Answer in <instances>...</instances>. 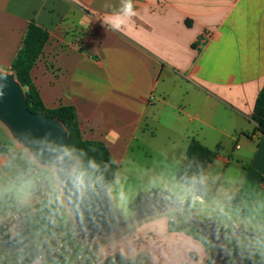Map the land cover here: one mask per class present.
<instances>
[{"label": "crops", "instance_id": "1", "mask_svg": "<svg viewBox=\"0 0 264 264\" xmlns=\"http://www.w3.org/2000/svg\"><path fill=\"white\" fill-rule=\"evenodd\" d=\"M132 3L136 14L117 32L103 20L121 0H0V70L12 73L31 22L47 30L33 82L47 108L74 106L84 139L106 144L118 166L109 190L115 201V188L136 177L129 205L155 190L199 203L194 215L214 220L234 239L241 260L264 264V250H241L243 240L264 236V135L252 120L264 86V0ZM192 138L217 153L204 175L216 191L207 201L176 178ZM9 143L0 137V253L6 260L67 264L70 255V264H97L119 253L133 264H210L208 240L191 227L171 231L173 218L166 214L83 240L64 203L61 212L49 213L55 197L45 184L38 178L30 184V172L11 164ZM61 213L69 226L61 225ZM46 221L39 237H25V230ZM54 231L52 245L45 244ZM9 235L29 237L39 256L25 263L24 247L5 245ZM151 235L157 236L156 250H145L143 236ZM163 238L175 249L158 250ZM58 239L63 247L54 252ZM71 240L86 250H70Z\"/></svg>", "mask_w": 264, "mask_h": 264}, {"label": "water", "instance_id": "2", "mask_svg": "<svg viewBox=\"0 0 264 264\" xmlns=\"http://www.w3.org/2000/svg\"><path fill=\"white\" fill-rule=\"evenodd\" d=\"M0 89V121L39 164L56 167L66 205L83 240L112 236L146 218L178 208L164 192H153L141 197L131 216H121L109 190L85 186L75 177L78 161L68 150L69 134L64 124L54 116L28 109L25 88L13 72L0 70ZM187 221L208 237L213 246V264H229L228 240L217 223L196 216Z\"/></svg>", "mask_w": 264, "mask_h": 264}, {"label": "trees", "instance_id": "3", "mask_svg": "<svg viewBox=\"0 0 264 264\" xmlns=\"http://www.w3.org/2000/svg\"><path fill=\"white\" fill-rule=\"evenodd\" d=\"M49 38L50 35L47 30L31 22L24 36L21 48L12 63V72L25 88L28 109L34 113L54 116L64 124L69 134L68 150L78 161L74 169L75 177L85 186H103L107 190H110L115 180L118 166L106 144L98 140L84 139L77 110L74 106H60L53 109L47 108L39 90L33 82L31 76L32 68L41 56ZM252 120L257 125V131L261 135H264V86L257 97ZM187 156L188 162L177 170V180L188 187L197 197L202 198L203 201L210 200L215 196L216 191L206 186L204 175L208 165L215 161L217 153L204 146L197 139L192 138L188 145ZM153 192H164L168 200L175 202L178 208L184 213L185 219L180 214H178L176 219H170V229L175 232H186L187 228L191 227L209 242L208 237L204 233L196 230L187 221L189 217L194 216L195 207L191 202L176 197L166 190H155ZM143 195H138L130 204L132 211L137 208ZM52 222L53 220H50V225ZM224 234L227 236L225 232ZM227 240L229 251L238 255L234 239ZM4 243L13 251L24 247L27 254L24 260L25 263H29L39 256V250L32 247L29 243V237L21 241L9 235L5 238ZM209 254L211 255L210 264H213V246L210 242ZM241 262L242 264H250L244 260H241ZM104 264H133V262L124 255L115 253L107 258Z\"/></svg>", "mask_w": 264, "mask_h": 264}, {"label": "rangeland", "instance_id": "4", "mask_svg": "<svg viewBox=\"0 0 264 264\" xmlns=\"http://www.w3.org/2000/svg\"><path fill=\"white\" fill-rule=\"evenodd\" d=\"M8 136L10 138V143H9V154L11 157V164L13 166H19L22 168V170H24V172H30V176L28 177V181L30 184H34V181L36 178L41 179L39 181V184H45L46 187V191H47V195H51L53 197H55V203H53V205L48 207V211L49 213H52L53 211H55L56 213L61 212L62 207H60V202L62 201L64 203V208H66L67 211H69L66 202H65V198L62 192V188H61V182L60 179L57 175V169L56 167H48V166H43L41 164H39L31 155L30 151L28 148H26L25 146L21 145L20 143H18L13 136L11 135L10 131L8 130V128L0 121V137H5ZM38 170V174H34V171ZM136 178V177H135ZM134 177L131 178L130 182H128L125 185H119V187H116L114 191H119L117 193H120L118 195L119 199L117 200V202L115 201V208L117 210V212L123 216V217H129L132 215L133 211L130 209V200H131V195L133 193L134 186L136 183V179ZM119 188L124 189L127 188L126 191L124 190H119ZM145 195V194H144ZM113 197V196H112ZM114 198V197H113ZM199 206V203H196L195 208H197L196 206ZM178 208H170L168 211H166L163 214H166L169 219L170 218H177L178 217ZM63 212V211H62ZM64 213V212H63ZM63 213L61 214H57V218L59 217V221L61 223V225L64 227L69 226L70 221L67 219V217L63 216ZM70 213V212H69ZM161 215V214H160ZM158 216V215H156ZM195 216V215H194ZM197 217V216H196ZM185 219V217H183ZM199 218V217H198ZM201 219V218H199ZM202 220V219H201ZM49 221L43 223V224H39L37 227L35 228H28V230H23L26 234L25 237H27L29 234H31L33 237H39V235H41V231L44 229L45 226H48ZM171 231H173L172 229H170ZM56 231L53 232V234L48 235L47 239H45V244L47 242H50V244L52 245V242H54V233ZM144 237V248L145 250H154L155 245L158 243L157 236L156 235H151L148 238L146 236ZM53 239V240H52ZM162 244V248L158 249V250H173L175 249V247L172 244H167L166 240L161 239L159 240ZM76 241L71 240V244H72V248L70 250H86V247L83 243H81L80 241H78V244H76ZM138 243H141L140 240H137L136 244L138 245ZM154 247H152V246ZM166 245V246H165ZM165 247V248H164ZM0 250H2V248L0 247ZM9 250V249H7ZM156 250V249H155ZM241 250H264V236L262 238H258V239H252V238H247L246 240H243L241 242ZM70 255L67 256V264L71 263L70 260ZM8 263V264H14L15 261L13 260H6V256L0 253V264H4V263ZM148 263L147 261H144L145 264ZM53 264H59L58 260L53 261Z\"/></svg>", "mask_w": 264, "mask_h": 264}, {"label": "clouds", "instance_id": "5", "mask_svg": "<svg viewBox=\"0 0 264 264\" xmlns=\"http://www.w3.org/2000/svg\"><path fill=\"white\" fill-rule=\"evenodd\" d=\"M135 14L132 0H121L119 10L105 17L103 23L111 30L118 32ZM0 95H2V89H0Z\"/></svg>", "mask_w": 264, "mask_h": 264}, {"label": "built area", "instance_id": "6", "mask_svg": "<svg viewBox=\"0 0 264 264\" xmlns=\"http://www.w3.org/2000/svg\"><path fill=\"white\" fill-rule=\"evenodd\" d=\"M209 36H210L209 34H206V38H208ZM21 217H22L21 213H16L14 215V219L16 221H19L21 219ZM62 247H63V242L60 239H58L57 240V248L54 249L55 250L54 252H56V250H59ZM97 264H104V262H103V260L98 259ZM229 264H242V262L237 255H235L233 252H230L229 253Z\"/></svg>", "mask_w": 264, "mask_h": 264}]
</instances>
